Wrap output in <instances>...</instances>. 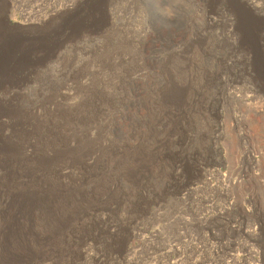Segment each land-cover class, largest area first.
Masks as SVG:
<instances>
[{
  "label": "rangeland",
  "instance_id": "rangeland-1",
  "mask_svg": "<svg viewBox=\"0 0 264 264\" xmlns=\"http://www.w3.org/2000/svg\"><path fill=\"white\" fill-rule=\"evenodd\" d=\"M95 1L0 0V40L48 34ZM104 2L108 46L100 34L59 37L37 68L10 74L0 95L39 115L95 100L101 113H123L130 134L114 146L135 148L132 161L112 190L101 188L76 217L3 264H264V0ZM173 18L188 38L163 49L151 23ZM122 46L132 57L114 72L119 90L95 58ZM151 60L174 71L165 87L180 91L175 112L156 110V101L151 109L161 85ZM120 158L108 152L95 169H57L49 190L84 188L95 177L107 187V166ZM8 167L0 183L23 166ZM32 180L43 183L39 173Z\"/></svg>",
  "mask_w": 264,
  "mask_h": 264
},
{
  "label": "bare ground",
  "instance_id": "bare-ground-1",
  "mask_svg": "<svg viewBox=\"0 0 264 264\" xmlns=\"http://www.w3.org/2000/svg\"><path fill=\"white\" fill-rule=\"evenodd\" d=\"M104 6V0L89 2L83 7L79 18L74 14L65 16L59 26L48 34L29 35L24 39H1L0 89L10 74H16L18 70L23 72L28 65L31 70L37 68L40 61L52 54L59 37L83 33L100 34L104 45L108 46L113 38L111 34L104 33L108 25ZM184 29L185 22L178 18L151 23L155 42L163 49L180 46L187 40L188 34ZM127 57L132 56H129L125 47L115 50L103 49L100 56L95 58V62L105 72L107 81H116L114 84L119 90L123 86L121 81L124 80L114 72L126 67ZM147 70L151 77L158 76L161 83L153 90L156 97L150 101L153 102L151 109H155L153 105L156 101V110L177 111L180 91L175 86L165 87L167 81H174V78L168 75L169 72L174 73L172 67L164 61L151 60ZM238 98L234 97L240 101ZM11 101L15 102L13 98L8 99L0 95V171L7 172L8 166L16 165L17 162L22 163L23 167L18 168L16 175L9 174L5 178L6 181L0 183V264L20 260L19 257L29 251L28 242L40 240L45 234L55 232L64 221L74 218L81 203L96 198V193L101 191V188L112 190L117 186L124 165L132 161V153L135 150L125 144L115 149V142L127 138L130 134L129 124H126L127 117L123 113L116 116L114 113H101L103 107L99 106L96 100L87 108H82L84 102L68 109L67 106L54 104L51 110H46V107L45 115H39L34 108L21 107L18 103L11 104ZM138 107L134 104L133 112ZM82 109L87 111L82 112ZM134 118L132 116L133 120ZM114 151L121 158L110 160L107 166L114 177V183L111 185L101 186L100 180L95 177L91 183L85 180L88 184L83 182L84 188L49 190V178L60 172L57 169H95L102 155ZM38 173L43 180L37 183H43L35 187L31 184L32 176H38ZM18 178L25 180L11 183Z\"/></svg>",
  "mask_w": 264,
  "mask_h": 264
}]
</instances>
